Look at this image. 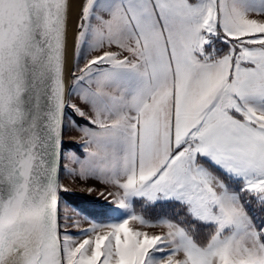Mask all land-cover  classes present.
Returning <instances> with one entry per match:
<instances>
[{
	"label": "snow or ice",
	"instance_id": "snow-or-ice-1",
	"mask_svg": "<svg viewBox=\"0 0 264 264\" xmlns=\"http://www.w3.org/2000/svg\"><path fill=\"white\" fill-rule=\"evenodd\" d=\"M0 264H264V0H0Z\"/></svg>",
	"mask_w": 264,
	"mask_h": 264
},
{
	"label": "rangeland",
	"instance_id": "rangeland-1",
	"mask_svg": "<svg viewBox=\"0 0 264 264\" xmlns=\"http://www.w3.org/2000/svg\"><path fill=\"white\" fill-rule=\"evenodd\" d=\"M70 136H71V137H77V136H78V133H76V132H72V133H70ZM64 182H65L66 184H68L69 186H71V187H75V188H77V189H79V188L82 186V182H79V183H76L75 185H73L71 179L68 178V177H65V178H64ZM95 183H97V186H99L98 182H95ZM155 231H159V230L156 229Z\"/></svg>",
	"mask_w": 264,
	"mask_h": 264
}]
</instances>
